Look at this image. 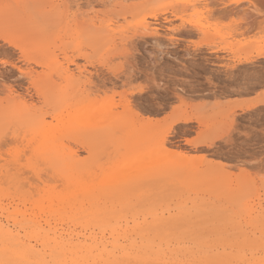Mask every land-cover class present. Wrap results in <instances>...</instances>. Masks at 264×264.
Wrapping results in <instances>:
<instances>
[{
	"label": "rangeland",
	"instance_id": "374dc122",
	"mask_svg": "<svg viewBox=\"0 0 264 264\" xmlns=\"http://www.w3.org/2000/svg\"><path fill=\"white\" fill-rule=\"evenodd\" d=\"M0 206L13 229L64 234L68 209L185 211L167 225L190 250L264 256V0H0Z\"/></svg>",
	"mask_w": 264,
	"mask_h": 264
},
{
	"label": "bare ground",
	"instance_id": "6f19581e",
	"mask_svg": "<svg viewBox=\"0 0 264 264\" xmlns=\"http://www.w3.org/2000/svg\"><path fill=\"white\" fill-rule=\"evenodd\" d=\"M229 6H231V5H229ZM236 12H237V10H236ZM232 13H233V11H232ZM152 15H153V18L156 16V14H152ZM244 15H246V12H245V14L243 13V15H240L241 18L244 17ZM236 17H237V15H236ZM138 26L140 28L147 29L149 27L147 19L143 17L142 20L139 22ZM102 28H103V26H102ZM3 40L11 43V40L8 37H3ZM14 45H17V44H14ZM19 49L23 52V54L26 57L27 52H25V49H23L21 46H19ZM18 70H20V68H18ZM81 72H82V70H79V73H81ZM19 75L20 76L22 75V77L24 76L26 78L27 77L31 78L32 86L37 87V85L33 81L34 79L32 78V72L31 71L22 72V70H21V74L19 72ZM36 76H34V77H36ZM99 76H100V74H99ZM240 89L242 90L241 87H240ZM36 91H37V93H41V91L38 87L36 88ZM238 91H240V90H238ZM259 101H258V103H259ZM127 103H129V102H127ZM129 105L130 104H128L127 109L129 108V110L132 111L133 106H132V109H130ZM23 108H24V110H27L26 106ZM124 108H126V106ZM246 108H249V106L245 107V109ZM133 110H135V109H133ZM133 113L136 114V116L140 119V121L142 123L148 124V121H150L149 118H146V117L142 118L137 113V111L133 112ZM24 115H22V116L24 117ZM25 116H29V115H25ZM20 117H21V115H20ZM20 117L18 119H20ZM34 117H36V116H34ZM34 117H28V118L24 117L23 121L26 124H28L29 128L31 126V128L36 129V126H37V128L39 126L37 124H41V122L38 120L39 116L36 117L37 120ZM95 118H97V117H94V119ZM106 119H107V117L105 118V121H106ZM33 120L36 121L35 122L36 124L33 122ZM42 120L44 121L43 118H42ZM15 122H17V121H15ZM94 122H96V121H94ZM100 122H102V121H100ZM188 122H199V120L193 116H187V115H184V116L181 115V116L176 117V119H175V123H188ZM21 124H23V123H21ZM34 124L36 125L35 127H33ZM42 124H44V123H42ZM42 124H41V126H42ZM42 127H40V128H42ZM25 129H27L26 126H25ZM40 131H42V129ZM224 134H227V131L221 132L219 134H217V132H216V134L207 138V140L201 141V144L203 143V144H209L210 145L213 143L214 140H216V138L222 139L224 137L223 136ZM164 139L162 138L161 143L164 142ZM186 141L188 143L191 142L188 139ZM164 149L165 148H163V150ZM44 150H46V149H44ZM52 152L55 153V150L53 151V149H52ZM164 152H166V151L164 150ZM48 153H51V152H49V150H48ZM53 153H51V154H53ZM167 155H170L173 158H183V159L186 158V156L183 155L182 153L174 152V151H171V152L169 151ZM51 157H52V155H51ZM66 194H67V192H66ZM70 197L72 198V196H70ZM62 198H65V197H62ZM76 198H77V196H76ZM0 209L7 210V209H9V207L8 206H0ZM48 210L50 211V209H48ZM57 210L58 209H56V211ZM168 210L166 209V211H168ZM184 210L187 211L188 209H184ZM16 211H18V209H16ZM68 211L70 213L69 217L72 218V224L71 225L73 226V228L72 229L70 228L69 229L70 232L69 233L67 232V234H64L63 232H61L62 230H59L58 226H56V224L51 225V222H49V221H46V226L39 224L40 222L39 223L37 222L38 224L35 225V224H33L34 223L33 222L32 226H30L31 229H28L27 227H26L27 228L26 229L25 226H22L23 224L20 223V224H18V225H20L19 229L18 228L13 229L10 227V225L8 223L9 217L5 218L6 221H4L0 218V264H49L47 262L48 260L45 259L44 255H41L39 253L40 250L38 251L37 247H36L37 250L34 248V246H33L34 243L30 244L31 241L40 242L43 245L44 244H52L53 249H55V250L66 249L69 253L75 254L76 258L82 259L84 264H147V263H153V262H156L157 264H225V262L227 260L228 261L229 260L239 261L238 264H264V263H262L264 261L263 255H260L258 257L252 256V258L250 256H248V257H250V259H245L242 256H238V258L234 256L231 258L229 257L227 259L228 256L227 255H226L227 257L224 256V253L217 256L215 253L214 254L211 252L208 253L207 250H206V252L205 251L203 252L204 249H201V245L197 244L200 247V249L202 250L201 251L199 249L201 254L198 255V253H200V252L197 251L198 252L197 253L196 249L193 250L192 249L193 246H191V245H194L195 242L201 243V241L192 240L193 239L192 238L191 240L193 242L194 241L195 242H194V244L188 243L191 246V250H190L188 246L183 245L182 239H184V238H182V237H185V239H186V235L182 236L181 239H179L180 238V236H179L178 240H182V241L174 240L178 236H177V234H175L177 237L174 234H172L173 237H175V238H173L172 235L170 236V232H171L170 230L172 228H170V226L167 224L169 222L176 221V220H177L176 223L178 221L180 222V220H182V221L185 220L183 222H186L187 217L185 216V214H187V213L185 211H180V212L186 218L182 214L181 215L179 214V216L171 215V214H169L168 216H165L164 213L162 212L159 214L155 213L156 216L155 217L152 216V219L150 221H148L147 218H145V217H143L141 221L138 220V215L134 211V209H68ZM18 212H20V210ZM59 215H60V213H59ZM151 215H154V213H151L149 216H151ZM179 222L176 224L177 226H180ZM25 225H26V223H25ZM171 226H175V225L173 224ZM17 227H19V226H17ZM77 227H79L80 229L75 231L77 229ZM59 228H60V226H59ZM187 228H188V226H187ZM21 229L23 230L22 234H20ZM181 229H179V230H181ZM179 230H178V232H179ZM168 231H170V232H168ZM183 231H181V232H183ZM182 234H184V233H181L180 235H182ZM196 235H198V232ZM187 236H189V235H187ZM192 236H194V235H192ZM195 237L199 238L200 236L199 237L194 236V238ZM188 240H190V238ZM191 240H190V242H192ZM200 240H202V238ZM181 242H182V244H181ZM202 245H205V244L202 243ZM108 246L110 248H108ZM258 247H259V245H258ZM194 248H195V246H194ZM194 251L196 252V254L198 256H196L194 254L195 253ZM216 253L219 254V252H216ZM62 259L63 258H60L59 255H55L54 257H52L51 261H52V264H64L62 262ZM234 261H233V264H234ZM227 263H229V262H227ZM50 264H51V262H50Z\"/></svg>",
	"mask_w": 264,
	"mask_h": 264
},
{
	"label": "snow or ice",
	"instance_id": "6c2138e0",
	"mask_svg": "<svg viewBox=\"0 0 264 264\" xmlns=\"http://www.w3.org/2000/svg\"><path fill=\"white\" fill-rule=\"evenodd\" d=\"M6 7V6H5ZM152 102H156V103H164V100L162 98L157 97L156 101H152Z\"/></svg>",
	"mask_w": 264,
	"mask_h": 264
}]
</instances>
